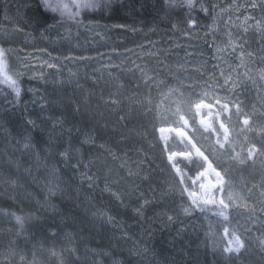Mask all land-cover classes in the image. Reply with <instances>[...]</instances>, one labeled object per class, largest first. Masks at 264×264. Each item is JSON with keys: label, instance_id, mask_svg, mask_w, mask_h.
<instances>
[{"label": "trees", "instance_id": "trees-1", "mask_svg": "<svg viewBox=\"0 0 264 264\" xmlns=\"http://www.w3.org/2000/svg\"><path fill=\"white\" fill-rule=\"evenodd\" d=\"M232 1L49 0L67 5L61 15L44 0H0V264H264V221L249 244L232 212L223 222L195 209L155 132L163 103L191 121L195 102L227 103L230 141L198 131L200 146L264 214V30H250L249 68L225 83L210 27ZM203 166L184 167L187 187ZM225 227L246 252L224 253Z\"/></svg>", "mask_w": 264, "mask_h": 264}, {"label": "rangeland", "instance_id": "rangeland-1", "mask_svg": "<svg viewBox=\"0 0 264 264\" xmlns=\"http://www.w3.org/2000/svg\"><path fill=\"white\" fill-rule=\"evenodd\" d=\"M216 5L217 6L212 19L210 30L214 36L215 54L217 57L221 79L225 83H229L239 80L241 74L247 68H249L248 55L253 52L252 37L249 35V33L251 29L256 30L258 33H262V31L264 30V0H233L228 4L218 2ZM205 95L208 96V93ZM204 101L213 103L216 102L217 99H213L212 102H209L207 100ZM223 103L225 102L220 101V103H217L214 106L215 110L211 111L210 114L213 116H220L222 121L226 124L225 120L228 117L225 113L227 110L222 109L220 105ZM227 108L230 109V106L228 105ZM234 108L235 107L233 106V109ZM176 109H178V106L170 107L165 106L163 103L156 116L157 125L160 126L171 124V122H176L178 124L179 114H176ZM204 113L206 114V111H204L203 114ZM245 119L247 118L240 119V123L243 126L248 125H245L243 123ZM187 120L191 126V137L201 150L202 148L200 145L206 146V138L204 139L203 137H201L198 131L209 135L212 138V143L214 145H216L215 142H217L216 146L218 148L221 147V144H223L224 146L230 141V131L229 133L220 132L219 128L214 123V118H212L211 120L213 123L214 135L212 133L210 134L207 132H203L196 125L194 113L193 120ZM167 143L172 146H179L182 151L189 150V147L185 143L176 139L174 136H170ZM250 152L252 153V155H249ZM255 152L256 147L249 146L246 150L247 159L252 160ZM193 160L198 159L189 158L187 160H175V164H177L182 177H186L184 167L190 165ZM221 174L224 177L222 198L225 204L228 205L227 208H222L215 202L217 191H207V194L200 195L199 188L197 187L198 183H191L190 180V187H187L185 185L184 188L188 189L189 191H194L197 194L196 196L193 195L191 197V199L193 200L194 208H196L197 210L212 212L215 214L225 213L228 218L229 213L232 212L234 218L232 221H230L231 224L237 228H242L243 226L246 233L245 238L248 243L251 244L252 237L248 232L250 229L249 225L255 220L264 221L261 202L255 197V195L252 193L249 186L245 182L235 177H233L230 182H226L224 174L222 172ZM0 184H4L5 186V183L2 181L0 182ZM207 189L208 185L206 186V190ZM229 202L231 204H229ZM232 233L235 232L229 231V238ZM241 240L243 242V250H245L246 252L247 244H245V241L242 238Z\"/></svg>", "mask_w": 264, "mask_h": 264}, {"label": "bare ground", "instance_id": "bare-ground-1", "mask_svg": "<svg viewBox=\"0 0 264 264\" xmlns=\"http://www.w3.org/2000/svg\"><path fill=\"white\" fill-rule=\"evenodd\" d=\"M198 102L201 103V107H199V108L196 107V103H198ZM223 104H225V103H223ZM192 110L194 112L196 125L203 132H207L210 134L213 133V123L211 120H212V118H214V123L219 128L220 132L223 133V132H225V129H227V132L229 133V128L222 121L220 116H213L210 114L211 111L215 110V107L212 103H208L204 100H199L193 104ZM204 111H206V114L205 113L203 114ZM226 114H228L227 111H226ZM222 123L224 124V128L220 127V125ZM190 132H191V126H190L187 118L181 115V117L178 121V125H173V124L160 125L157 127L156 135H157V138L159 140H161L163 145H164V143H166L169 140L170 136H174L176 139L182 141L183 143H185L189 147L188 151L187 150L186 151H177V150L167 151V153L165 155L166 159H167V163H169L171 170L173 171V173L175 175H177V177H178L180 183L183 185V187L185 185L183 183L182 176H181L180 172L178 171V166H177V164H175V160H177V159L187 160L189 158H196V159L202 161L204 166L202 169H200L196 173L195 177L190 179L191 183H195V184L198 183L197 187L199 188L200 195L207 194L210 191H217L215 202L220 207L225 208L220 203V201L223 200L222 190H223V185H224V177L221 174V172L211 163V161L208 158H207V161L204 160V156H206V155L203 153V151L195 143V141L191 137ZM215 144H217V142H215ZM197 149H199V152L197 151ZM200 153H203V156H201ZM174 165H175V167H174ZM216 173H219L220 175L217 176ZM207 185H208V189L206 190ZM183 189H184L186 197L188 198L190 203L194 206L193 200L191 199V197L193 195L196 196L197 194L194 191H189L186 188H183ZM224 204H225V202H224ZM217 216L223 222L229 221V218L227 217V215L225 213H223V215H221V213H217ZM226 228L227 227H225L222 230V235L225 237L224 238L225 239L224 240L225 246L223 248V251L225 254H228V253L239 254L243 250V247L240 248L239 252L226 251V249H228V248L234 249L236 247V245L234 243L235 238L238 237L240 239V241L242 242L241 238L236 233H232L230 238H229L228 237L229 232ZM242 244H243V242H242Z\"/></svg>", "mask_w": 264, "mask_h": 264}, {"label": "snow or ice", "instance_id": "snow-or-ice-1", "mask_svg": "<svg viewBox=\"0 0 264 264\" xmlns=\"http://www.w3.org/2000/svg\"><path fill=\"white\" fill-rule=\"evenodd\" d=\"M44 6L46 8H48V9H50L53 12H60L61 15L64 14L63 10L67 8V5H65V4H61V3H55V4H53V3H50L49 0H44ZM96 6H97V3L95 2V0H85V2L76 5V7H78V8H92V7H96ZM170 6H172V5H170ZM187 6L189 8H192L194 6L193 5V0H187ZM3 55H4V53L3 52H0V59L3 58ZM4 82L7 83L9 85V87H11L13 89V91H15V93H16L17 96H19V87H18V85H17V83H16V81L14 79H12L10 76L5 75ZM216 102L217 103H220L219 98H217V101ZM196 107L197 108L201 107V103H199V102L196 103ZM227 107L228 106L226 104H221V108L222 109H225L226 110ZM237 108L239 109V105H237ZM243 123L245 125H247L249 123V121L247 119H245L243 121ZM220 127L221 128H224V124L222 123L220 125ZM225 133H227V129H225ZM23 146L26 149L33 147L32 143H31V140H30V137H25V143H24ZM220 146L223 147V144H221ZM69 151H70V149H65L64 152L60 153V155L66 158ZM197 151L199 152V149H197ZM200 155L203 156V153H200ZM249 155H252V153L250 152ZM204 160L207 161V157L206 156H204ZM174 167H175V165H174ZM200 167H202V165H200ZM51 171H52V174H55V171L56 170L53 167V169ZM178 171H179V169H178ZM216 175L219 176L220 174L219 173H216ZM220 203L223 205V207H225V208L228 207L227 204H224L223 200H221ZM221 215H223V213H221ZM15 219H16V222L21 227H23L24 218L21 217V216H16ZM234 243H235L236 247L234 249L233 248H228V249H226V251H229V252H232V251L239 252L240 251V248L243 247L242 242L237 237V238H235Z\"/></svg>", "mask_w": 264, "mask_h": 264}, {"label": "water", "instance_id": "water-1", "mask_svg": "<svg viewBox=\"0 0 264 264\" xmlns=\"http://www.w3.org/2000/svg\"><path fill=\"white\" fill-rule=\"evenodd\" d=\"M217 104V102H213V105L215 106ZM221 105V104H220ZM192 108H193V105H192ZM180 119V118H179ZM156 130H157V128H156ZM162 146L164 147V150H166V143H164V145H163V143H162ZM173 151V150H172ZM178 151V150H177ZM186 151V150H185ZM188 151V150H187ZM204 153V152H203ZM205 154V153H204ZM169 164V163H168ZM217 216V215H216ZM222 237L223 238H225L223 235H222ZM225 240V239H224Z\"/></svg>", "mask_w": 264, "mask_h": 264}]
</instances>
